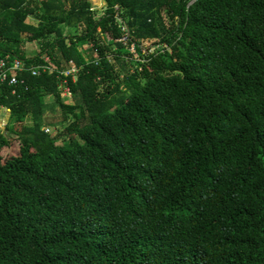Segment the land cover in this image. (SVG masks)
I'll return each mask as SVG.
<instances>
[{"label":"trees","instance_id":"1","mask_svg":"<svg viewBox=\"0 0 264 264\" xmlns=\"http://www.w3.org/2000/svg\"><path fill=\"white\" fill-rule=\"evenodd\" d=\"M104 2L0 0V264H264V0Z\"/></svg>","mask_w":264,"mask_h":264},{"label":"built area","instance_id":"2","mask_svg":"<svg viewBox=\"0 0 264 264\" xmlns=\"http://www.w3.org/2000/svg\"><path fill=\"white\" fill-rule=\"evenodd\" d=\"M94 6V5H93ZM103 7V6H101ZM95 8V7H94ZM125 29V28H124ZM126 39V38H124ZM166 46V45H165ZM151 48L144 47V52H154ZM26 71L31 72L34 76H39L44 73L52 74L56 69L50 64L49 58H45L44 63L26 65L25 62L18 58L14 57L12 59L1 58L0 59V83H8L9 85H17L25 83L24 79H21L20 75ZM77 66L71 62L70 68L64 71L62 74L64 76L73 75L74 80L76 79L75 74L77 73ZM59 90L62 98L72 97V90L69 85L68 79L66 77L61 78ZM6 123L0 122V132L5 133Z\"/></svg>","mask_w":264,"mask_h":264},{"label":"rangeland","instance_id":"3","mask_svg":"<svg viewBox=\"0 0 264 264\" xmlns=\"http://www.w3.org/2000/svg\"><path fill=\"white\" fill-rule=\"evenodd\" d=\"M92 2H93V5L95 8H97L98 10H101V11L104 10V8L101 7L102 4L105 5L104 0H92ZM29 20L31 21V19H29ZM33 22H35V21H33ZM64 29H65L64 30L65 33L68 35L74 33L71 28L65 27ZM158 42L159 41L156 39L146 40L143 42V45L146 48H151V50H156L157 48H159ZM40 50H41V45L39 42H36V41L35 42H29L26 45V51H27L28 55L35 54V53L39 52ZM132 51H134L133 47H132ZM136 57H138V55L136 53H134L133 61H135ZM132 69H133V65L130 66V71ZM123 74H124V72H123ZM45 99L47 102H53L54 101L53 96H47ZM69 100L71 102H73V101L76 102L79 100V98H74L72 96V97H69ZM46 115L49 118V120L55 122V124L52 126L51 125L45 126L44 127L45 132L55 133L56 130H60V128H63L64 124L66 123V122H62V121L60 122L59 121L63 117L59 107L55 108V110H53V111L48 110ZM0 118H3L5 120L6 125L8 124V120L3 117V114H0ZM3 119H0V122L1 121L4 122ZM6 125H5L4 131L11 138V145L9 147H5L3 149L2 155L4 158H9L11 156L18 154V152H19V140L16 137L15 133H11V132H9L8 129H6ZM20 128H21V123L15 125V130H20Z\"/></svg>","mask_w":264,"mask_h":264},{"label":"crops","instance_id":"4","mask_svg":"<svg viewBox=\"0 0 264 264\" xmlns=\"http://www.w3.org/2000/svg\"><path fill=\"white\" fill-rule=\"evenodd\" d=\"M105 3V2H104ZM102 6L104 7V4H102ZM0 114H3V117L5 118V119H7L8 120V118H9V114H10V111H9V109L8 108H6V107H1L0 108ZM5 115V116H4ZM0 119H3V118H0ZM4 120V119H3ZM4 122H5V120H4Z\"/></svg>","mask_w":264,"mask_h":264}]
</instances>
